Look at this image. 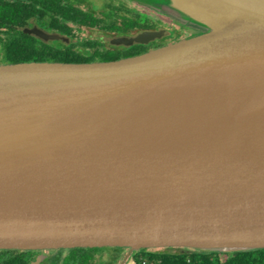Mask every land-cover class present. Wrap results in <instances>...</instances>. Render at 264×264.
<instances>
[{
	"label": "water",
	"instance_id": "obj_1",
	"mask_svg": "<svg viewBox=\"0 0 264 264\" xmlns=\"http://www.w3.org/2000/svg\"><path fill=\"white\" fill-rule=\"evenodd\" d=\"M132 1L191 34L0 63V250L264 248V0Z\"/></svg>",
	"mask_w": 264,
	"mask_h": 264
},
{
	"label": "trees",
	"instance_id": "obj_2",
	"mask_svg": "<svg viewBox=\"0 0 264 264\" xmlns=\"http://www.w3.org/2000/svg\"><path fill=\"white\" fill-rule=\"evenodd\" d=\"M84 0H0V62H20V61H92L110 60L121 55H131L144 50L141 45L137 49L114 54L108 48L99 49L95 47L92 54H81L73 49L74 43H54L44 42L41 39L24 33L22 28L31 24L45 27L48 30H55L58 33L66 34L67 37H74L67 22H76L80 25L94 28L107 27L110 31L124 26L134 27L135 18L126 14L121 15L116 11L114 4H106L107 8L101 10L106 18L99 17L95 13L94 6H87L84 10L81 5ZM90 8V9H89ZM94 9V10H93ZM128 10H125L127 13ZM136 27L141 28L137 25ZM137 29V28H134ZM71 39V38H70ZM179 39V38H178ZM86 44L89 42L86 41ZM133 46V45H132ZM100 247L93 248H68L57 249L49 253V264H92L95 253H100ZM102 249V248H101ZM112 253L100 255L97 264H115L120 251L119 247L111 248ZM146 258L152 264H264V248L231 252L219 251H181L179 248L158 247L151 248ZM14 256L0 264H25L35 251L29 250H0V256L9 253ZM104 252V251H103ZM109 252L105 250V253ZM134 254L133 259L144 256ZM156 253V254H153ZM47 260V259H46ZM49 260V259H48ZM57 261V262H56Z\"/></svg>",
	"mask_w": 264,
	"mask_h": 264
},
{
	"label": "flooded vegetation",
	"instance_id": "obj_3",
	"mask_svg": "<svg viewBox=\"0 0 264 264\" xmlns=\"http://www.w3.org/2000/svg\"><path fill=\"white\" fill-rule=\"evenodd\" d=\"M102 1H104L108 5L109 4H114V6L116 7L115 8L116 11H118L121 15L126 16V14H127L129 16H132V17L136 18V17H140L141 15L146 14L151 19L150 20L151 21L150 23H147L146 22L143 26H141V28L131 29V30L125 32L122 35L131 36V35H135V34H137L139 32H142V31H158V30H162L161 37L159 39H155V40L149 42L148 44H134L133 46L125 47V46H122V45H117V46L116 45H108V42L109 41L106 42L104 40V36L105 35L109 36V39H110L111 36H115V35L118 36V35H121V34H117V32L115 30H111L110 31L107 27H103L102 29L98 27L97 29L99 30L98 32H100V35H98V37L96 39H86L85 41H83V40L80 41L79 39H76L74 37H70L71 39H75V41H71L70 38L67 37L66 34L58 33V32H56L55 30H52V29L51 30H48L45 27H42V26L38 25V23H31V24H29V25H27L25 27H32L33 25H35V26H37V27H39V28H41V29H43L45 31L54 32V33H58V34H61L63 36H66L69 39V41H64V40H49L47 42H54V43H60V44L61 43H64V44H67V45L70 44V43H74L75 45L78 44V46H80V48L79 49H77V48L75 49V46H74L73 49L81 52V54H87V55L92 54L91 52L93 51V49L95 47H97L99 49L108 48L114 54H119V53H123L124 54V53H127V52H130V51H133V50L137 49L141 45H146L147 47L144 50H147V49L155 48V47H158V46H161V45H164V44H167V43L173 41V40H169V35H170L169 32H168L169 35L168 34L167 35L165 34L167 31H170V29L167 30V27L170 25V23L164 22L161 18L152 15L150 12H148L146 10H144V11L138 10L137 8L132 7L133 5L130 6V7H127L126 5L122 4V1H120V0H102ZM125 10H128L127 13H125ZM84 27H87V26H84ZM86 41H88L89 43L86 44L85 43ZM81 48H83L84 50H81ZM129 49H132V50H129ZM121 56H127V55H121ZM119 248H122V247H119ZM155 249H157V248H155ZM29 251H31V250H29ZM111 251H112V249H110V252ZM121 251H123V255H124V253L126 251V248H123ZM40 254H41V251H39V250L38 251H35L34 254L26 261L25 264H49L50 263V258H48V255L49 254L46 255L41 261H37L36 263H34L35 259ZM118 254L120 256V253L119 252H118ZM123 255H122V257H123ZM11 256H14V254L11 255L10 252L9 253H6L4 255H1L0 256V263L3 262V261H5V260H7ZM122 257H121V259H122ZM120 260H119V257H118L115 264H119ZM56 264H60L59 261Z\"/></svg>",
	"mask_w": 264,
	"mask_h": 264
},
{
	"label": "rangeland",
	"instance_id": "obj_4",
	"mask_svg": "<svg viewBox=\"0 0 264 264\" xmlns=\"http://www.w3.org/2000/svg\"><path fill=\"white\" fill-rule=\"evenodd\" d=\"M120 1H122V4L126 5L127 7H130V6L133 5L132 7L137 8L138 10H142V11L146 10V11L150 12L152 15L161 18L164 22L170 23V25L167 27V30L170 29V31L166 30L167 32L165 33L167 35L168 32H169V34H170V35L168 34L169 35V40H173V41L174 40H179V39H182V38H184V37H186V36L191 34L190 30L184 29L178 23H175L171 19H169V18H167V17H165V16H163L161 14H158V13L152 11V10H149L148 8H146L144 6H141V5L139 6V4L133 2L132 0H120ZM91 5L94 6L95 13H97V12L99 13L101 10L105 9V7L107 8L106 3L104 1H102V0H84V3H82L81 7L84 10H87V6H91ZM98 16L102 17V18H106V17L103 16L102 11H101L100 14H98ZM150 20L151 19L146 14H144V15H141L140 17H136L135 18V22L133 23V24H135L134 27L125 28L124 26H122V27H119V28H115L113 30H115L117 32V34H121L122 35V34H124L125 32H127V31H129L131 29L139 28V27H136L137 25L143 26L146 22L150 23L151 22ZM67 25H68V27L71 28V33L74 35V38L79 39L80 41H82V40L85 41L86 39H96L98 37V35H100V32H98L99 30L97 28H94V27L93 28L84 27L83 25H80V24H78L76 22H72V21L67 22ZM108 39H109V36L105 35L104 36V40L107 41ZM70 40L71 41H75V39H70ZM67 41H69V39ZM169 43H171V42H169ZM77 46H78V44L75 45V49L76 48L77 49L80 48V46H78V47ZM143 46L147 47L146 45H143ZM81 50H84V49L81 48ZM129 50H132V49H129ZM143 51H145V50H143ZM0 63H3V62H0ZM111 248H114V247H110V246L109 247L108 246L107 247H100L99 250L100 251L103 250L104 252L102 251L100 253H95V255H94L95 257L92 259L91 263L92 264H97V262H98V260L100 258V255L101 256L103 255V258H106L104 255H106V254L108 255V254H110V253H112L114 251L113 250V251L110 252ZM120 249H123V248H120ZM105 250H108L109 252L105 253ZM141 250H143V249H140L137 252L135 251V252L131 253L130 256L128 257V259L126 260V262H128V263L132 262V258H133L132 255L140 254ZM148 250L149 249H144V251H145L144 254H147ZM118 252L120 253V256H119V260H120L122 255H123V251L120 250V251H117V253ZM140 255H142V254H140Z\"/></svg>",
	"mask_w": 264,
	"mask_h": 264
},
{
	"label": "built area",
	"instance_id": "obj_5",
	"mask_svg": "<svg viewBox=\"0 0 264 264\" xmlns=\"http://www.w3.org/2000/svg\"><path fill=\"white\" fill-rule=\"evenodd\" d=\"M149 250H152V249H149ZM153 254H156V253H153ZM124 264H152V262H150L146 257H138L136 259L132 258V262L130 263L126 262Z\"/></svg>",
	"mask_w": 264,
	"mask_h": 264
},
{
	"label": "bare ground",
	"instance_id": "obj_6",
	"mask_svg": "<svg viewBox=\"0 0 264 264\" xmlns=\"http://www.w3.org/2000/svg\"><path fill=\"white\" fill-rule=\"evenodd\" d=\"M117 35H115V36H111V38L112 37H116ZM119 36H126V35H119ZM131 36H133V35H131ZM43 41V40H42ZM109 40H107L106 42H108ZM174 41H177V40H174ZM44 42H47V41H44ZM173 42V41H172ZM108 44L109 45H114V44H111L110 42H108ZM134 44H137V43H134ZM133 44V45H134ZM117 46V45H116ZM122 46H125V45H122ZM132 46V45H131ZM125 47H129V46H125ZM166 248H179V249H181V251H185V252H189V251H191V250H186V249H183V248H180V247H162V249L164 250V249H166ZM139 251V250H138ZM133 252H135V251H133ZM132 252V253H133ZM137 252V251H136ZM146 255L147 254H144V256H142V257H146Z\"/></svg>",
	"mask_w": 264,
	"mask_h": 264
},
{
	"label": "clouds",
	"instance_id": "obj_7",
	"mask_svg": "<svg viewBox=\"0 0 264 264\" xmlns=\"http://www.w3.org/2000/svg\"><path fill=\"white\" fill-rule=\"evenodd\" d=\"M151 249V248H150Z\"/></svg>",
	"mask_w": 264,
	"mask_h": 264
}]
</instances>
